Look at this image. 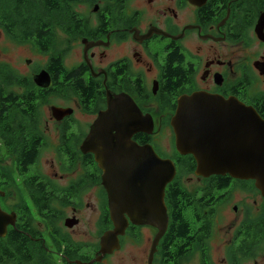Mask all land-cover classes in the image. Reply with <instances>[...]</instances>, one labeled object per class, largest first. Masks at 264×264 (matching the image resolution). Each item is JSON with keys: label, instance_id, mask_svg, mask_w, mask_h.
Returning <instances> with one entry per match:
<instances>
[{"label": "flooded vegetation", "instance_id": "1", "mask_svg": "<svg viewBox=\"0 0 264 264\" xmlns=\"http://www.w3.org/2000/svg\"><path fill=\"white\" fill-rule=\"evenodd\" d=\"M28 1V25L18 12L1 16L0 39L43 63H24L31 70L17 72L19 91L0 97V109H38L37 121L17 125L40 148L35 159L0 152V205L11 213L0 264H264V192L255 180L197 175L171 125L179 99L194 94L264 119V0ZM1 59L0 50L11 66ZM147 159L176 167L163 196L167 229L156 242L162 214L154 225L126 213L117 248L104 178L126 165L136 176ZM132 199L160 207L157 194Z\"/></svg>", "mask_w": 264, "mask_h": 264}, {"label": "water", "instance_id": "2", "mask_svg": "<svg viewBox=\"0 0 264 264\" xmlns=\"http://www.w3.org/2000/svg\"><path fill=\"white\" fill-rule=\"evenodd\" d=\"M44 77L42 72L37 76V82L43 84ZM108 113L98 122H108ZM171 125L178 151L194 157L197 175L209 177L229 174L236 179L255 180L256 186L264 192V119L253 108L236 100H225L206 94L183 96L179 99ZM230 129L234 132V139L224 136V131ZM92 141L93 135L89 139V142ZM149 153H153L152 148ZM129 154L128 152L123 160L126 163L130 162ZM131 161H135L133 156ZM147 162L152 167L136 176L128 175L132 167L126 165L121 168L119 176L104 178L116 224L117 248L118 235L123 234L128 225L126 213L132 219L154 225L157 215L162 214L164 221L158 227L160 232L156 242L167 229L168 213L163 196L167 184L175 176L176 167L168 160L159 159L153 164V161L147 159ZM156 194L160 199V207L133 203L132 197L135 195L144 197L142 201L145 202L151 195ZM9 224L10 215L4 213L0 205V236L6 235ZM108 236L106 234L102 238L103 248L108 246Z\"/></svg>", "mask_w": 264, "mask_h": 264}, {"label": "trees", "instance_id": "3", "mask_svg": "<svg viewBox=\"0 0 264 264\" xmlns=\"http://www.w3.org/2000/svg\"><path fill=\"white\" fill-rule=\"evenodd\" d=\"M16 1L17 0H0V18L1 16L10 17L15 14L13 12H18L19 20L23 21L27 19L25 21L27 23L28 14L26 11H29L30 2L28 0ZM4 10L7 13L2 15L1 13H4ZM21 79L22 78L17 77V71L11 66L0 65V97L13 98L15 92L14 87L17 83L21 82ZM37 120L38 109H32L30 117L27 113L20 112V109H14L12 104L7 106L6 109H0V143L7 150V153L15 155L23 152L26 154V157L31 156L32 158L34 157V159L37 157L40 145L29 141L26 137L19 134V127L17 125L18 122H35ZM179 210L181 211L182 207H179ZM184 226L185 225L180 227V233L183 236L187 234V230H181ZM170 234L171 236L169 239L172 240L173 232H170Z\"/></svg>", "mask_w": 264, "mask_h": 264}, {"label": "rangeland", "instance_id": "4", "mask_svg": "<svg viewBox=\"0 0 264 264\" xmlns=\"http://www.w3.org/2000/svg\"><path fill=\"white\" fill-rule=\"evenodd\" d=\"M4 12H6V11L4 10ZM0 50L2 51L1 61L2 62H8L17 72L24 73L25 68H27V70L25 72H27L28 70H31L30 67L25 66V64H24L25 62H27L28 65H30V63H32V62H30L31 58H34L33 64L31 65V67L34 66V63H35V65L43 63V56L42 55L35 56L25 46H16L14 43L8 42L6 39H0ZM14 90L19 91V88L17 86H15ZM47 117H48V115H47ZM0 152L7 154L9 157L15 156L12 153L5 152L3 145L1 143H0ZM45 160H46V157L42 158L41 163H43V165H44ZM45 166H48L47 162L45 163ZM46 169L47 168H45V170ZM2 211L8 215H11V213H7L3 209H2ZM35 222L37 225L40 223L38 218L35 219ZM8 228H9V226L7 227V232H8Z\"/></svg>", "mask_w": 264, "mask_h": 264}]
</instances>
